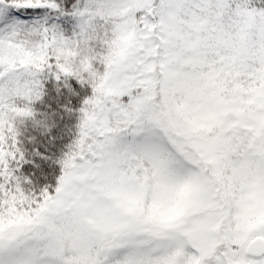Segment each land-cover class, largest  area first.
<instances>
[{
  "label": "snow or ice",
  "instance_id": "1",
  "mask_svg": "<svg viewBox=\"0 0 264 264\" xmlns=\"http://www.w3.org/2000/svg\"><path fill=\"white\" fill-rule=\"evenodd\" d=\"M43 8L0 0V264H264V6L76 0L71 35ZM53 64L92 91L37 197L2 98Z\"/></svg>",
  "mask_w": 264,
  "mask_h": 264
},
{
  "label": "trees",
  "instance_id": "2",
  "mask_svg": "<svg viewBox=\"0 0 264 264\" xmlns=\"http://www.w3.org/2000/svg\"><path fill=\"white\" fill-rule=\"evenodd\" d=\"M63 8L39 9L40 17L47 16L46 23L57 24L65 35H71L76 18L70 15L76 0H58ZM260 7L264 0H253ZM103 70V65L98 66ZM41 94L31 100L33 112L30 116L21 117L16 123L17 144L23 152V159L13 161L14 174L27 177L21 180V186L27 193L39 197L46 186L54 191L61 174L59 163L68 146L78 135L80 107L84 99L91 95V85L87 80L81 81L75 75H56L55 65L45 68L39 75ZM127 99V97H123Z\"/></svg>",
  "mask_w": 264,
  "mask_h": 264
},
{
  "label": "clouds",
  "instance_id": "3",
  "mask_svg": "<svg viewBox=\"0 0 264 264\" xmlns=\"http://www.w3.org/2000/svg\"><path fill=\"white\" fill-rule=\"evenodd\" d=\"M106 51L108 54H115V50L111 44H109V47ZM66 62L69 64L71 63L70 61H66ZM5 83H6L7 87H6V91H5L3 98H2V102L7 103L9 105H11L13 103H20L24 107H30L31 108L30 104H28L26 101H24L22 99H18V97L21 94L15 90L14 84H12L11 82H5ZM31 112H33L32 108H31ZM8 118L9 119H15L16 123H18L21 116H17L15 113H9Z\"/></svg>",
  "mask_w": 264,
  "mask_h": 264
}]
</instances>
